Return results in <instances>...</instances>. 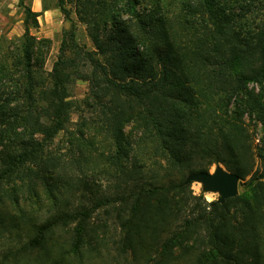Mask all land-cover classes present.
Wrapping results in <instances>:
<instances>
[{
	"label": "trees",
	"instance_id": "16d2710c",
	"mask_svg": "<svg viewBox=\"0 0 264 264\" xmlns=\"http://www.w3.org/2000/svg\"><path fill=\"white\" fill-rule=\"evenodd\" d=\"M143 2L75 0L93 48L72 22L46 71L41 12L20 0L24 33L0 56V264H264V22L230 0ZM73 108L91 114L77 128L84 164L44 152ZM218 163L246 185L224 202L185 183ZM89 171L107 180L100 190ZM17 177L28 193L8 205L1 185ZM101 208L120 240L92 221Z\"/></svg>",
	"mask_w": 264,
	"mask_h": 264
},
{
	"label": "rangeland",
	"instance_id": "374dc122",
	"mask_svg": "<svg viewBox=\"0 0 264 264\" xmlns=\"http://www.w3.org/2000/svg\"><path fill=\"white\" fill-rule=\"evenodd\" d=\"M183 0H166V2L173 8L179 9L182 7ZM233 3L234 8L237 11L247 10L248 15L253 20V25L256 23L264 22V0H230ZM61 0H30L32 8L39 7L41 10V15L39 16V27L32 30L33 34L38 38H48L50 39L49 47L44 48L46 53V61L44 64V70L50 71L58 59L60 53L61 42L65 33V30L68 29L72 22L76 24L77 35L79 41L84 44L87 48L92 49L93 43L87 33L86 25L80 22L77 18L75 11V0H63V3L66 9L69 11L70 16L67 17L64 11L60 6ZM143 4L149 5L150 0H144ZM24 33V9L20 5V0H0V56L11 54L17 47L20 42V38ZM251 87H256L257 91L259 90L258 84H250ZM89 90L88 82L82 79L76 80L73 85L71 97L75 100L80 101L83 99ZM85 114L88 117H91V114L81 111L79 108H73L70 115V122L67 126L60 130V132L53 138L51 144L45 146L44 152H49L56 154L61 161L66 162L67 164L71 161L74 162V159L77 161L81 160V163L84 164V159L81 156L80 150L77 147V128L80 125L82 120L81 115ZM246 123L249 128L253 131L255 137V144H259L261 137V124L256 120V118L246 115ZM88 134L92 135L93 130L87 129ZM80 162V161H79ZM77 165V164H75ZM215 164L210 167V170H213ZM80 167L73 166L72 171L80 173ZM70 171V170H69ZM27 170L24 168L20 171V175L26 173ZM67 173V170L64 171ZM71 172V171H70ZM72 173V172H71ZM81 174V173H80ZM89 180L96 188L100 183H107V180L101 178L98 174H93L92 171H89ZM19 177V176H18ZM13 178L6 182H3L2 190L5 192L6 198L5 201L8 205L14 204L15 195L20 193L21 197L28 193V191L23 193L21 190L25 188L22 185V180L19 178ZM192 189L200 194L202 193L208 201L218 199L219 194L215 192H205L202 189V185L199 182H193ZM101 187H97L100 190ZM103 188V186H102ZM246 188V185L243 183L239 184V191L242 192ZM83 190V186H81ZM41 190V189H40ZM77 193L80 191L77 190ZM43 195V193H42ZM46 199V198H45ZM48 200H46L47 203ZM72 202L76 200L72 199ZM49 203V201H48ZM50 206L43 207L41 213L48 212ZM240 218V214H238ZM94 224L101 226L98 228L101 234L109 235L110 240H120L121 238V228L114 221V218L105 211V208H101L96 211L94 218L92 219ZM105 224V226H104ZM112 242V241H110ZM113 245L112 243L110 244ZM109 245V246H110ZM4 244L0 245V250H3ZM103 251V258L107 261H113L115 257H118L115 252L112 254H107L105 250ZM123 259L122 257L120 258ZM95 264H104L101 255L95 258ZM113 264V263H109Z\"/></svg>",
	"mask_w": 264,
	"mask_h": 264
},
{
	"label": "water",
	"instance_id": "95a60500",
	"mask_svg": "<svg viewBox=\"0 0 264 264\" xmlns=\"http://www.w3.org/2000/svg\"><path fill=\"white\" fill-rule=\"evenodd\" d=\"M199 182L205 192L219 194L218 201L224 202L239 193L240 177L228 170L222 163L215 164L213 170L194 171L187 175L185 183Z\"/></svg>",
	"mask_w": 264,
	"mask_h": 264
},
{
	"label": "crops",
	"instance_id": "0c3cea01",
	"mask_svg": "<svg viewBox=\"0 0 264 264\" xmlns=\"http://www.w3.org/2000/svg\"><path fill=\"white\" fill-rule=\"evenodd\" d=\"M34 10H36V11H39V10H41L39 7H34Z\"/></svg>",
	"mask_w": 264,
	"mask_h": 264
}]
</instances>
